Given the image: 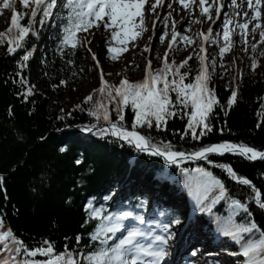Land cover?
<instances>
[{
    "label": "trees",
    "instance_id": "obj_1",
    "mask_svg": "<svg viewBox=\"0 0 264 264\" xmlns=\"http://www.w3.org/2000/svg\"><path fill=\"white\" fill-rule=\"evenodd\" d=\"M31 2L32 0L30 5ZM6 10L8 12L12 9ZM14 10L21 13L20 22L23 25L27 26L32 22L30 7L25 9L21 3H17ZM68 14L69 4L66 0L57 4L49 18L43 16L42 7L33 22L30 35L26 37L25 47L16 54H10L8 47L14 46L10 41L15 38L17 30L9 31L11 21L4 17V12H0V175L5 177L3 184H0V215L5 219V226L0 230L6 231L10 227L16 237L23 240L29 248L43 247L46 246L45 241H51L56 254L64 252V246L67 244L68 250L76 253V258L80 259L79 253L85 250V246H89L91 250L93 242L90 241L89 234L99 222L89 220L87 206L91 202L96 207L101 205L104 208L108 207L117 185L110 174L115 175L117 170H123L126 178L136 179L138 185L140 182L148 183L145 196L148 198L152 196L148 191L152 190L154 193L158 191L156 187L158 183L152 181V178L164 177L167 182L158 192L165 196L163 191L172 189L171 192L176 194L175 201L186 209L187 197L184 193L188 187L179 184L185 179L182 169L185 167L192 169L193 166L154 159L123 143L106 147L97 141V139L110 141L108 135L102 134L101 130L88 135L83 134L81 130L93 128L99 122H106L101 121L102 117L98 120L89 111L98 104L97 89L89 93L93 96L92 101L86 102V97L89 96L87 95L83 100H75L68 108L62 107L60 110L55 108L59 102L64 101L62 99L64 94L72 95L79 89L82 81L91 79L92 74L97 75L94 60L80 40L77 39L75 49L69 45L61 48L62 31ZM240 34L241 30L238 27L230 32L231 50L223 57L219 55L220 48L225 44L223 34L216 38L210 48L209 66L213 59L216 60L210 87L215 90L220 104L224 105L214 107L215 114L210 121L214 130L211 133L202 140L193 139L190 134L185 136L188 116L183 119L179 116L170 117L166 127L147 128L145 125L137 126L136 130L161 148L171 143L172 150L192 152L205 145L227 140L264 151V60L260 55L262 53L260 46H264V41L255 44V51L252 45H249L244 56H240ZM184 47L174 43L172 50H168V54L174 58L168 60V63L171 65L175 61L179 65L192 56L188 66L181 71L188 73L184 83H194L196 73L192 72L196 69L193 68V60H196L197 66L198 51L192 46L182 58H178ZM28 51H32L33 55L21 69L19 63ZM254 59L258 62L255 70L251 67ZM69 60L73 63L69 64ZM163 65L164 60L155 70L162 69ZM209 71H212L211 67ZM21 77L24 83L21 82ZM125 78L131 83L139 82L132 81L130 77ZM171 78L173 77L169 73L168 79ZM110 81L108 80L110 85L119 86L122 80ZM29 87L32 88L30 95L27 94ZM158 87H162V83ZM232 91L237 92V101L229 109L227 102ZM170 95L175 100V93L171 92ZM107 102L106 107L112 121L115 122L118 117L112 105L113 101L110 102L108 98ZM190 110L189 104L185 111ZM124 115L123 123L131 131L134 112L130 106L124 108ZM258 124L260 127H257ZM66 125H74L78 130L74 131L72 128L70 131L62 130ZM221 128L224 129L223 133L220 131ZM80 140L89 142L91 146L82 145L81 149ZM62 148L65 150L62 151ZM125 155L131 162L142 164L135 174L125 164ZM209 158L216 163L231 164L238 175L252 180L261 190L264 202V159L247 162L238 154ZM77 160L82 162L77 164ZM202 164L225 181L233 199L250 204L255 220L264 228V209L256 206L251 188L227 178L226 173L208 164L207 161ZM153 172L155 175H152ZM105 197L109 199L105 200ZM132 197L138 200L129 192L127 197L116 198L114 202L127 203ZM157 206L164 208L161 204ZM222 206L221 204L215 208L211 216L202 213L199 217L202 223L210 229L216 228L215 217L217 215L223 217L231 212L227 206ZM77 236L82 237L79 244L76 242ZM8 244L11 242L8 241ZM2 246L0 244V247ZM226 246L229 247V244ZM5 255L0 252V256ZM54 258L55 256L38 255L35 259Z\"/></svg>",
    "mask_w": 264,
    "mask_h": 264
},
{
    "label": "snow or ice",
    "instance_id": "obj_2",
    "mask_svg": "<svg viewBox=\"0 0 264 264\" xmlns=\"http://www.w3.org/2000/svg\"><path fill=\"white\" fill-rule=\"evenodd\" d=\"M71 7V13L66 19L69 21L67 26L63 27V38L61 48L71 45L72 49L77 47V33L83 31L88 32L90 28L108 29L111 31V39L115 40L119 45H127L129 39L135 40L142 33L147 31L145 25V5L149 0H66ZM21 3L25 9L29 8L30 0H3L0 5V11L3 9H15L16 4ZM34 10L31 11L32 22L29 25H23L21 13L14 10L11 17V27L17 30V34L11 45L8 47L10 54H16L18 50L25 47L26 37L30 35V30L33 27V22L43 7V16L49 18L53 15V9L57 7V0H33ZM162 3V0H156V3L151 5L152 12H155L157 6ZM185 7L186 0H180ZM237 0H232V4L236 5ZM202 6L207 4V0H200ZM249 9H253V19L257 21L252 32H255L261 27L259 18L261 17L260 7L264 6V0H247ZM169 8L172 5H168ZM225 5L221 4L216 8L217 20H219L221 9ZM202 14H207V18L215 24L217 21L212 20L210 8L202 7ZM172 13L169 12L168 16ZM239 15V13H237ZM247 17V12L244 13ZM107 17V20L105 19ZM139 18V21L136 18ZM168 17L164 18L165 26H167ZM43 23V20L40 21ZM233 21L228 18L225 13L223 21V39L224 46L220 48L219 55L223 57L225 53L231 50L230 43V25ZM156 25L153 23V29ZM237 27L241 30V35L247 41V30L249 23L238 24ZM204 41H209L213 35V29L209 28L207 34L201 33ZM220 33H215L219 37ZM181 36L175 30L173 24L172 44H169V51L172 50L173 44L177 41V37ZM185 41L192 42L189 37H182ZM151 40V37H149ZM165 35L160 36V40L164 41ZM261 40L264 41V31L261 32ZM91 43V41L89 42ZM253 51L256 50V45H252ZM125 47H109L110 53H121L126 51ZM87 51H91L89 47ZM145 51H151L148 46ZM206 52L207 50L204 49ZM33 55L32 51H28L22 56L19 63L21 69L24 68L25 62L29 61ZM260 55H264L261 53ZM168 54L165 53L164 65L162 69H157L155 72L152 69V60H148L147 76L142 82L131 83L127 78L122 80L119 86L110 85L104 79V72L101 68L100 78L103 81L102 86L98 89L100 93H107L110 102H115V112L118 119L113 122L109 110L104 105H99L97 108L89 109L90 114L98 120L101 118L99 108H103V120L109 124L108 128L101 129L104 135L111 134L119 139L127 141L134 145L141 152H149L152 156H163L168 163L175 164L182 161H207L208 164L226 173L227 178L235 181L237 184L249 186L254 193V200L257 207L264 209V202L261 198V190L253 184L252 180L240 176L229 163H216L210 159V155L224 156L225 154H238L250 161L264 159V151H259L255 147H250L244 143H233L223 141L219 143H211L205 145L192 152L172 150V144L167 143L161 148L157 144H153L151 140L141 132L137 131V126H147V128L166 127L168 119L179 116L183 119L188 116L187 131L184 135H191L193 139L202 140L214 130L211 124V118L214 116V107H224L220 104L216 97L215 90L210 87L213 80V72L216 68V60L213 59L211 65L207 63L208 56H197L201 67L198 74L195 76L194 83H184L187 72H182L181 69L188 66L189 60L193 57L189 56L179 65L175 61L171 65L168 63ZM93 58L97 64H100L96 53H93ZM117 59L115 55L111 57ZM69 64L73 61L69 60ZM258 66V62L254 59L251 65L252 69ZM211 67L212 71H209ZM190 71V69H189ZM171 73L172 79H168ZM178 77V79H177ZM21 82L24 83L21 77ZM61 83H66L61 81ZM162 83V87H158ZM175 93V100L170 95ZM32 93V88L27 89V94ZM26 98V97H25ZM93 96L86 97V102L92 101ZM237 101V92L232 91L228 99L227 106H231ZM191 106L190 111L188 109ZM130 106L134 112V123L132 130L129 131L124 125L125 115L124 108ZM261 115V113H258ZM260 127V124L257 125ZM85 131H92V128H86ZM221 133L224 129L221 128ZM64 151L65 149H61ZM82 161L77 160L80 164ZM185 174V182L195 203L199 206L200 213H206L209 216L213 214L215 208L226 200L231 201V212L223 217L217 215L215 217L216 230L219 236L229 241V247L236 246L237 251L230 254L238 258L242 257V264H264V228H262L254 218L250 210V204L242 202L240 199H233L230 196L229 189L226 187L225 181L218 178L213 171L205 166H197L194 169L183 168ZM5 177L0 175V184H3ZM109 199L105 197V200ZM210 201V202H209ZM136 207H143V203ZM89 211V220H98L97 226L89 234L91 250L89 246H85V250L79 253L80 259L76 258V253L68 250L66 244L65 251L59 254L55 253V246L51 241H45L46 246L29 248L23 240L18 239L14 231L9 227L6 231L0 230V252L5 253V256H0V264H162V257L166 252L159 245H156L160 250H154L152 244L145 246L140 242L141 237L145 233L138 227H135V222L143 224L145 217L140 215L131 205L127 208H120L115 212L106 213L103 205L96 207L91 202L87 206ZM127 222V223H126ZM174 223L183 226V220L176 218ZM5 226V219L0 215V229ZM123 230V231H122ZM169 230V226L165 225V231ZM120 234V235H117ZM82 237L77 236L76 242L80 243ZM11 240V244L8 241ZM156 241L161 243L166 242V237L157 235ZM52 257L54 259L39 260L37 256Z\"/></svg>",
    "mask_w": 264,
    "mask_h": 264
},
{
    "label": "rangeland",
    "instance_id": "obj_3",
    "mask_svg": "<svg viewBox=\"0 0 264 264\" xmlns=\"http://www.w3.org/2000/svg\"><path fill=\"white\" fill-rule=\"evenodd\" d=\"M213 0H207V7L210 8V14L212 16L213 13ZM254 3V0H253ZM186 4L188 5L185 7L184 4L180 3V0H165L163 6L161 9H155V12H152L151 5L152 0H149V3L145 5V25L147 27V31L142 33L140 36H138L135 40L128 41L127 45H124V47L127 49L126 51H122L117 56L113 53H108V48H106V43L111 39V31L108 29H96L95 27L90 28L87 33L81 31L80 35L84 41V44L86 48H91L90 54L93 56V53H96L97 58L100 61V64H98V70L101 74V68L103 69L104 75L108 77V80L115 79L118 81L120 77H123L125 75H130L132 80H138L140 79V74H142L143 67H140V64L143 62V60L146 57H149L152 60V67H156L160 64V60L162 59V54L165 52V50L168 48L169 44L172 42V35H173V24L175 23V30L176 32H179L181 36L177 37L176 42H186L182 37H189L195 35V31L198 32L199 29L205 28L207 24L210 22V20L207 18V14L204 16H201V19L199 22H196V17L200 13L199 8V0H186ZM168 5H172L171 8L168 7ZM225 7L223 8L222 14L219 18V20L216 22V25L213 27V34L218 33L223 28V21L225 18V13L228 15V18L233 21L232 27L235 23H249V28L245 30L247 32V41L246 43H253L258 38V33L261 31H264V6L260 7L261 11V17L259 18V23L261 25L260 28H258L255 32H252V29L255 27L257 21L253 19V9H249L247 5V0H237L236 5L232 4V0H224ZM150 6V9L149 7ZM160 13V16L158 18V21L156 22V27L153 29L152 26H150L151 18L156 15V13ZM171 12L172 15L168 16V13ZM247 12V17H245L244 13ZM239 13V15H237ZM168 17L167 19V26H165L164 18ZM107 20V18H105ZM137 21H139V18H136ZM152 33L155 34L154 38L152 37ZM165 35L164 41L160 40V36ZM151 37V40L149 39ZM109 39V40H108ZM91 41V43H89ZM152 43V44H151ZM151 44V45H150ZM150 46L151 51H145V47ZM243 49V46L241 47ZM188 50H183L179 53L177 56L178 58H182L184 54L187 53ZM262 53H264V48L260 49ZM115 55L117 59L113 60L111 57ZM264 56V55H262ZM173 59V55L168 59ZM194 61L193 68L196 69L197 66H195L196 60ZM141 68V69H140ZM192 73H196V70ZM193 75V74H192ZM190 75V76H192ZM172 79V78H171ZM110 81V82H111ZM103 84V82H102ZM101 81H97L95 77L92 76L91 79H86L81 82L79 89L73 93L72 95L64 94L62 96V99L64 100V103L62 104L63 108H68L70 104L74 103V101H80L83 100L91 90L93 89H99L101 86ZM107 93L105 92V95L98 96L96 98L97 106L94 108H97L99 105L107 106L108 101ZM110 99V98H109ZM112 105L115 108V102H112ZM109 106L111 104L109 103ZM100 116L103 117V108H99ZM101 121H104L103 118H101ZM98 124H108L107 122H99ZM109 125V124H108ZM107 126V125H105ZM101 127L98 130L107 128V127ZM95 128V126L93 127ZM94 131H90L89 134H92L95 131V129H92ZM88 134V133H87ZM206 162V161H203ZM197 165H203L200 161L194 162ZM191 204V203H190ZM222 204H225L228 206V208L231 209V202L230 200H226L222 202ZM192 215H196L199 212V206L191 207ZM184 227L179 225V228H176L173 230L174 237L171 242L176 243L177 233L179 234L180 230ZM193 229L189 230V235L193 234ZM147 232H145V235ZM162 232L160 230H156L153 232H149V240L155 239L157 235H161ZM176 234V235H175ZM185 237L183 241L188 240L189 238ZM143 238V237H142ZM141 238V239H142ZM205 245V243H202ZM171 250L173 248V244H171ZM202 248L201 245L198 246H192V248ZM199 257L201 256V252L198 253ZM221 256L223 254H220ZM190 260L193 258H197L198 256L192 257L189 255ZM191 262V261H190ZM201 263V261H200Z\"/></svg>",
    "mask_w": 264,
    "mask_h": 264
},
{
    "label": "bare ground",
    "instance_id": "obj_4",
    "mask_svg": "<svg viewBox=\"0 0 264 264\" xmlns=\"http://www.w3.org/2000/svg\"><path fill=\"white\" fill-rule=\"evenodd\" d=\"M107 18V17H106ZM81 32V31H80ZM80 38H82L81 36H80ZM233 59V58H232ZM262 59H264V56L262 57ZM234 61V60H233ZM235 68L237 69V66L235 65ZM96 73H97V75H94V74H92L91 76H93V77H95V78H100V73H98L97 72V70H96ZM107 76V75H106ZM104 77H105V75H104ZM106 79H109L108 77H106ZM235 81H233V83H234ZM93 90H95V89H93ZM98 91V90H97ZM98 94H99V96H103V94L105 95V93H100L99 91H98ZM89 95V94H88ZM64 103V101H61V102H59L56 106H55V108L57 109V110H60L61 108H62V104ZM64 109V108H63ZM107 126H109V125H107ZM70 128H72L74 131L75 130H78V128L76 127V126H74V125H66V126H63V129L62 130H69L70 131ZM99 131V130H98ZM90 137H92V136H90ZM108 139L110 140V141H107L106 142V140H98L97 139V141H99L100 143H103V145H106V147H107V145H109V146H113V145H117V144H120V143H123V144H126V141H124V140H122V139H119V138H117V137H115V136H113V135H111V134H108ZM87 141V140H86ZM79 143H80V148L82 149V145H84V146H87V145H89V146H91L90 145V143L89 142H84L83 140H80L79 141ZM107 143V144H106ZM79 145V144H78ZM127 145V144H126ZM129 146V145H128ZM134 148V147H133ZM137 149V148H136ZM126 156V155H125ZM192 161H182V162H179V163H182V164H190ZM201 163H205V162H203V161H200ZM125 164L128 166V168L130 169V170H133L132 171V173L133 174H135L136 172H137V168H141L139 165H142V164H140L139 162H131L130 160H129V158H127V156H126V159H125ZM136 167L135 169H133L132 167ZM199 166H201V165H199ZM177 168H180V167H177ZM191 168H193V167H191ZM128 174V173H127ZM145 174H148L147 172H145ZM152 175H155V172H153L152 173ZM152 175H147L148 177H151ZM113 180H115L116 181V188L115 189H117V190H113V192H114V194H115V198H120V197H127L128 195H129V192L130 193H132V195H135L137 198H138V202L136 203V204H134V203H132V202H127L126 204H125V208H127L128 206H129V204L130 205H132V208L134 209V211H136L137 213H139L140 215H143L142 213V208L144 207V205H143V207H136L137 205H139V204H141V203H144L143 201H146L147 200V198L145 197V196H147V194H146V192H145V184L144 183H142V182H140V185H137V184H134V183H137V182H134L132 179H128V178H126V173H125V171H119V170H117V174H110L109 175ZM177 180H178V178H176ZM166 180V181H165ZM152 181H156L157 183H158V185H160V186H162V185H164L166 182H167V179L165 178L164 179V177H160V178H152ZM118 183H120V185H122V189L120 188V186H118ZM183 184H185L186 185V182H185V179H183L182 180V183L181 184H179V185H181L182 187H185ZM158 187V188H161V187ZM187 186V185H186ZM125 187H127V188H125ZM86 191H88V190H86ZM139 191V192H138ZM172 191V189H170V190H167V191H163V193L165 194V196H163L161 193H159L158 191H156V193H154V192H152V190L151 191H148L149 192V194H151L152 196H150L149 198L151 199V200H157L158 198H162V199H164V200H166V201H168L169 203H172V201L170 200V199H172V197H175L176 198V194L174 193V192H171ZM88 192H90V191H88ZM172 196V197H171ZM184 196L185 197H187V198H189V199H191V205L193 206V207H196V206H198L196 203H195V200H194V198L192 197V195H191V193L190 192H185L184 193ZM186 198V199H187ZM121 203H117V201L116 202H110L109 203V207L111 208V209H116L119 205H120ZM157 204L158 203H155V205H149V206H145V208L146 207H148L149 208V211H151V212H153V210L156 212V214L157 215H159L160 217H162L164 214H165V212L166 211H171V213H173V215H175V216H178L179 214L180 215H184V213L183 212H180L179 210H178V206H177V204L176 203H174V204H170L169 206L168 205H166V207L165 208H163L162 207V209L160 208V207H158L157 206ZM153 209V210H152ZM178 210V211H177ZM145 217V222L143 223V224H140L139 222H136L137 224H134V226L135 227H138V228H144V229H149V228H147V227H150V228H154V227H156L157 226V224H154V223H150L149 222V219L151 218V217H146V216H144ZM198 219V221L199 222H202V220L200 219V218H197ZM127 223V222H126ZM142 230V229H141ZM203 230L204 231H207V230H210L212 233H217V230H216V228H211V229H209L207 226H204L203 227ZM209 231V232H210ZM184 234V231L182 230V231H180L179 232V234L177 233V237H180V239H182L183 238V235ZM162 236H165L166 237V242L165 243H163V245L164 246H167V245H171L172 243L170 242V240L171 239H169L170 238V235L173 237L174 236V233H172V234H170V235H166L165 233H162L161 234ZM176 235V234H175ZM145 237V236H144ZM142 238V237H141ZM140 238V239H141ZM211 242H214V239L213 238H211V240H210ZM183 248L184 247H182V250H183ZM171 261H173L174 263H177V262H179V255L177 254V255H172L171 256V259H170Z\"/></svg>",
    "mask_w": 264,
    "mask_h": 264
},
{
    "label": "water",
    "instance_id": "obj_5",
    "mask_svg": "<svg viewBox=\"0 0 264 264\" xmlns=\"http://www.w3.org/2000/svg\"><path fill=\"white\" fill-rule=\"evenodd\" d=\"M107 128L109 127V126H106ZM146 153H149V152H146ZM150 154V153H149ZM157 157V156H156ZM159 158H163L164 159V157L163 156H159Z\"/></svg>",
    "mask_w": 264,
    "mask_h": 264
}]
</instances>
